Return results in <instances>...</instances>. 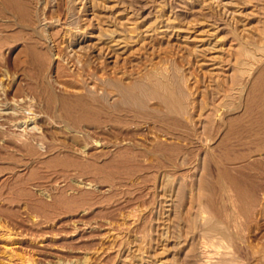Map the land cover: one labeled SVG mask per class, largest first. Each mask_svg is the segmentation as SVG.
<instances>
[{
    "label": "rangeland",
    "instance_id": "1",
    "mask_svg": "<svg viewBox=\"0 0 264 264\" xmlns=\"http://www.w3.org/2000/svg\"><path fill=\"white\" fill-rule=\"evenodd\" d=\"M75 1L0 0V264H264V0Z\"/></svg>",
    "mask_w": 264,
    "mask_h": 264
},
{
    "label": "bare ground",
    "instance_id": "2",
    "mask_svg": "<svg viewBox=\"0 0 264 264\" xmlns=\"http://www.w3.org/2000/svg\"><path fill=\"white\" fill-rule=\"evenodd\" d=\"M112 0H80L79 2H78V0L77 1H75L74 3H76L77 5H80V7H75V8H77V15H89V16H91L92 18L90 19V22L91 21H93L94 19H96V18H100V15H99V13H98V11H100V9H106V10H108L109 9V7H107V4H108V2H111ZM140 1V0H139ZM132 2V1H131ZM135 2V1H134ZM73 3V4H74ZM128 3V2H127ZM133 3V2H132ZM141 3H142V1H141ZM111 4H112V2H111ZM130 5V4H129ZM140 5V4H139ZM138 4H137V6H139ZM115 6V5H114ZM136 6V5H135ZM134 6V7H135ZM136 6V7H137ZM141 6V5H140ZM139 6V7H140ZM116 7V6H115ZM132 8L133 6H128L127 8L129 9V8ZM139 7H137L136 9H138ZM147 7V6H146ZM74 8V9H75ZM111 9L113 8V6L112 7H110ZM140 9H141V7H140ZM76 10V9H75ZM105 10V11H106ZM142 10H143V6H142ZM144 11V10H143ZM104 12V11H103ZM131 13H133V12H131ZM137 13H138V11H137ZM120 14V13H119ZM102 16H104V15H102ZM112 16H114V15H112ZM79 18H80V16H79ZM130 18V17H129ZM77 19H78V17H77ZM82 18H80V20H81ZM85 20H87V18L85 19ZM97 21H98V19H96ZM95 20V21H96ZM102 20V19H101ZM117 19H115V21H116ZM127 20V19H126ZM88 21H89V19H88ZM104 21V20H103ZM114 21V22H115ZM83 22H84V20H83ZM105 22H106V20H105ZM112 22V21H111ZM111 22H109V24L111 23ZM118 22V21H117ZM120 22V21H119ZM118 22V23H119ZM101 24L100 25H102V22H100ZM109 24H103L105 27H107V29H104V28H102L103 26H101V27H99V26H97V30L96 31H98V29H99V37H101V38H103V34H106L107 35V37H109V39L108 40H110V42H108V40L106 41V40H104L105 42H101L102 44H101V47L99 48L98 47V50H96V53H95V55L93 56V54H94V52H90L91 51V49L89 50V49H87L86 47H84V46H80V48H79V50L78 51H72V53L74 52V54H73V56L75 55L81 62H83L84 63V65H88V66H90V63H91V61H92V59L93 58H97L96 60H98L97 61V63L99 62V61H104V63H106V61L107 62H109V61H111L112 63H113V66L114 65H116L117 64V62H118V60H119V58H121V56H120V54L118 53L119 51H117L114 47L115 46H113V45H111V43H113V42H115V40H114V34L115 33H117V29H113V30H110L111 29V26H110V28L108 27V25ZM113 24V25H112ZM122 24V23H121ZM111 25L113 26V28H115L116 26H117V23L116 24H114L113 22L111 23ZM87 26V25H86ZM95 26V25H94ZM115 26V27H114ZM89 27V26H88ZM99 27V28H98ZM135 27V26H134ZM118 28H119V26H118ZM131 30V29H130ZM129 30V31H130ZM138 30V29H137ZM104 32V33H103ZM119 32V31H118ZM79 37V36H78ZM82 37V36H81ZM97 37H95V39H96ZM79 39V38H78ZM92 39V38H91ZM98 39V38H97ZM187 39V38H186ZM80 40V39H79ZM81 41V40H80ZM116 41H119V40H116ZM134 41V40H133ZM70 42V41H69ZM98 42H100L99 40H98ZM123 42V41H122ZM77 43H81V42H79V41H77ZM135 43H136V41H135ZM63 44V43H62ZM82 44V43H81ZM97 43H94V44H90V45H88V47H90V48H93V46H94V49L95 48H97L95 45H96ZM114 44V43H113ZM115 44H116V42H115ZM123 44V43H122ZM72 45H74V44H72ZM100 45V44H99ZM121 46V45H120ZM142 47V46H141ZM69 48V47H68ZM173 48V47H172ZM194 47H192V49H193ZM87 49V50H86ZM197 49L196 48H194V54L196 53V54H198L196 57H194V60H196V63H195V66H197V65H199L200 64V62H202V61H200V58L202 57V56H205L204 54H207L206 52L207 51H203V50H201V51H196ZM195 54V55H196ZM70 58V57H69ZM196 58V59H195ZM187 59V58H186ZM191 59V58H190ZM202 59V58H201ZM95 60V59H94ZM96 60H95V62H96ZM113 60V61H112ZM79 61V62H80ZM122 61V60H121ZM129 61V60H128ZM74 62V61H73ZM93 63H94V61H92ZM100 63V62H99ZM96 64V63H95ZM102 64V63H101ZM96 65H98V64H96ZM95 65V66H96ZM81 66V65H80ZM87 67V66H86ZM100 67V66H99ZM199 67H201L200 65H199ZM97 68V67H96ZM101 68V67H100ZM89 69V68H88ZM200 69V68H199ZM99 70V69H98ZM112 70V69H111ZM119 70V69H118ZM116 71V70H115ZM191 71V70H190ZM201 71V70H200ZM97 73H98V71H97ZM99 75V74H98ZM205 75V74H204ZM96 76V75H95ZM122 78V77H121ZM187 78V77H186ZM208 78V77H207ZM198 79V78H197ZM158 80V79H157ZM195 80V79H194ZM109 81V80H108ZM168 81H169V79H168ZM204 81V80H203ZM125 82V81H124ZM126 83V82H125ZM203 83V82H202ZM113 84V83H112ZM151 84V83H150ZM163 84H165L164 82L161 84V85H163ZM193 84V83H192ZM204 84V83H203ZM205 84H206V88L207 87H209V86H207L208 85V83L207 82H205ZM211 84V83H210ZM157 85V84H156ZM111 87H112V85H110ZM73 87V86H72ZM75 87V86H74ZM116 87V86H115ZM152 87V86H151ZM171 87V86H170ZM79 88V87H78ZM118 90H119V92L121 93V95H123V97H124V99H125V101L127 100V101H130L131 102V100H133L134 98H135V94H136V92L137 93H139L141 96H144L145 95V88L141 85V84H134V85H132V86H127V85H122L121 84V86L119 85H117V87H116ZM163 89H165L164 87H162ZM194 88H195V93H194V95L195 96H198V97H201V107L199 108V111H200V114H199V118H201L202 117V115H203V111L205 110H208L209 108H210V106H211V102L209 103L207 100H206V96L203 94V92L204 91H201L200 90V88H199V82H194ZM152 89V88H151ZM159 89V84H158V87H157V90ZM167 90H169V89H167ZM223 90V89H222ZM80 91V90H79ZM161 92V91H160ZM163 92V91H162ZM151 93H153V95L155 96V94L156 93H158L157 91H153V90H151ZM150 93V94H151ZM167 94H168V92H167ZM157 95V94H156ZM169 95H170V93H169ZM212 96V95H211ZM157 99H158V101L161 103V104H166V102L168 101H166V99H165V97H156ZM211 98V97H210ZM136 99H137V97H136ZM136 99H134V100H136ZM177 99V98H176ZM224 100V99H223ZM173 101V100H172ZM220 102V101H219ZM129 103V102H128ZM193 103V102H192ZM176 104V103H175ZM182 105V104H181ZM195 105V104H194ZM218 106V105H217ZM152 108V107H151ZM216 109V108H215ZM211 110V109H210ZM193 124V123H192Z\"/></svg>",
    "mask_w": 264,
    "mask_h": 264
}]
</instances>
